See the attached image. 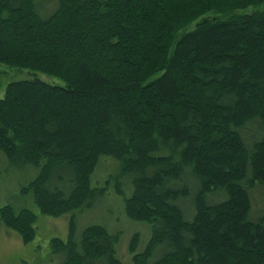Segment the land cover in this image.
Instances as JSON below:
<instances>
[{"label": "trees", "instance_id": "16d2710c", "mask_svg": "<svg viewBox=\"0 0 264 264\" xmlns=\"http://www.w3.org/2000/svg\"><path fill=\"white\" fill-rule=\"evenodd\" d=\"M39 1L0 0V64L64 85L5 86L0 152L37 169L42 214H72L51 240L61 264H264V0ZM101 157L130 181L124 215L149 226L130 263L104 226L75 239L73 213L105 193ZM35 222L0 205L24 243Z\"/></svg>", "mask_w": 264, "mask_h": 264}, {"label": "rangeland", "instance_id": "374dc122", "mask_svg": "<svg viewBox=\"0 0 264 264\" xmlns=\"http://www.w3.org/2000/svg\"><path fill=\"white\" fill-rule=\"evenodd\" d=\"M44 1H39L41 6L45 3ZM48 3L49 5L46 4L51 11L53 1L49 0ZM34 78L50 84L64 85L61 80L39 72L0 64V97H3L8 83ZM36 175L37 169L33 166L14 167L0 152V205H11L16 211L27 209L36 215L35 237L28 243H24L17 232L0 223V264H61L64 259L63 254L52 252L51 240L53 238L67 240L69 219L72 214L54 218L39 211L32 192L26 190L29 182ZM118 175V162L111 157H101L91 176V186L103 188L105 193L95 199L91 206L73 213L75 239L79 240L82 231L90 225L104 226L111 233H119L116 246L117 257L124 263H130L132 254L128 249L133 234H139L136 252H140L149 239L150 231L147 224L131 221L124 215L123 203L124 199L131 194V184L127 177L119 179ZM118 181H120L122 193L116 192ZM255 195L258 196L259 201L260 192H255ZM154 257L156 253L152 257L153 260Z\"/></svg>", "mask_w": 264, "mask_h": 264}]
</instances>
